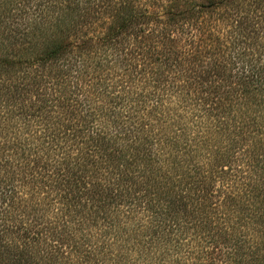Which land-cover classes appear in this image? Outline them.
I'll return each mask as SVG.
<instances>
[{"label": "trees", "instance_id": "obj_1", "mask_svg": "<svg viewBox=\"0 0 264 264\" xmlns=\"http://www.w3.org/2000/svg\"><path fill=\"white\" fill-rule=\"evenodd\" d=\"M1 124L0 264H264V0H0Z\"/></svg>", "mask_w": 264, "mask_h": 264}, {"label": "rangeland", "instance_id": "obj_2", "mask_svg": "<svg viewBox=\"0 0 264 264\" xmlns=\"http://www.w3.org/2000/svg\"><path fill=\"white\" fill-rule=\"evenodd\" d=\"M229 30V29H228ZM190 61H186V62H183V64H186L185 65V67H184V69L182 68V70L180 71V72H176V75H177V77L178 78H182V79H185V80H191L192 79V77H194L193 75V73L192 72H190L189 71V69L191 68L190 67ZM186 69V70H185ZM68 124V123H67ZM70 124V123H69ZM6 124H1L0 125V127L1 128H3L4 126H5ZM1 140V139H0ZM81 142L82 141H80V139H77L76 141H70V143H69V145H72V148H71V150H70V154L72 155V156H76V154H79L80 152L78 151V149H80V151H82L83 150V148H84V146L81 144ZM60 143V142H59ZM64 145H62V144H60L59 146H58V148H61V147H63ZM68 149H70V147L69 148H67V146H66V148H65V151H67ZM52 153V151H50V154ZM47 154H48V152L46 153V156H47ZM49 154V155H50ZM8 155V156H7ZM48 155V156H49ZM5 157H9L10 159H14V160H18L19 159V155H14L13 153H8V152H6V156ZM51 157H54V153H52L51 154ZM52 164H54V162H52V161H50ZM42 165H44V164H42ZM55 165V164H54ZM52 169V168H51ZM13 172H14V174H13V177H14V179H15V176H16V173H17V169H13L12 170ZM3 175H4V173L3 172H1ZM8 176H10V174H8ZM14 180H12V185H14V182H13ZM100 182V181H99ZM16 186H17V188L16 189H19V190H24V191H28L30 194H32V193H35L36 195H37V197H38V201H41V202H43V204L41 205V207H47V208H49V209H51V210H55V208L57 207V201H59V199H63V197L62 196H64L63 194H64V192L61 190V189H58V188H55V186H52V185H50V184H43V185H41L40 183H38V184H32V185H30V186H27V184H25V183H23L22 182V185H21V182H16V184H15ZM14 185V186H15ZM23 193V192H22ZM22 193H19L18 194V196H20V197H23L24 199H28V197H26L25 195H23V196H21L22 195ZM138 197V196H137ZM64 200V199H63ZM21 201V200H20ZM60 209V208H59ZM20 213V212H19ZM50 216H53L51 213H48ZM18 215V214H17ZM15 216H16V214H15ZM58 216L59 217H61V213H58ZM23 218V217H22ZM55 219H50V220H48L49 222H51L52 224H51V226L50 227H52L53 228V230H55V231H59L60 230V228H59V225L61 224V222H57V218L56 217H54ZM47 219V218H46ZM23 221V223L24 224H26L27 222L24 220V218L22 219ZM119 220V218L116 220V221H118ZM29 224V223H28ZM27 225V224H26ZM35 229H37V228H35ZM34 229V227H32V226H30L29 227V230L30 231H36ZM112 229H113V232H115V231H119V223H117L116 225H115V227L113 226L112 227ZM52 230V231H53ZM117 233V232H116ZM119 233V232H118ZM124 236V235H123ZM129 234H127V238H129ZM44 248V246H41L40 247V249H43ZM110 255L113 257V258H115V256H114V251H110ZM136 260L137 261H139L140 262V259H138V258H136ZM111 264H119V262H117V260L115 261V260H111V262H110Z\"/></svg>", "mask_w": 264, "mask_h": 264}]
</instances>
